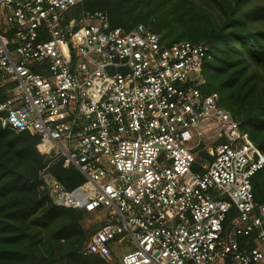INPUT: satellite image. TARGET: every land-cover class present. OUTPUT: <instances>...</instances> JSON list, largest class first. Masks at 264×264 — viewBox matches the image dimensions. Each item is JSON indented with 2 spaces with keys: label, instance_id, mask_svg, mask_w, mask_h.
<instances>
[{
  "label": "built area",
  "instance_id": "2783aa9c",
  "mask_svg": "<svg viewBox=\"0 0 264 264\" xmlns=\"http://www.w3.org/2000/svg\"><path fill=\"white\" fill-rule=\"evenodd\" d=\"M84 1L0 0V123L83 176L68 188L45 175L53 203L97 215L83 253L264 264V152L205 90L210 46L77 14Z\"/></svg>",
  "mask_w": 264,
  "mask_h": 264
},
{
  "label": "trees",
  "instance_id": "16d2710c",
  "mask_svg": "<svg viewBox=\"0 0 264 264\" xmlns=\"http://www.w3.org/2000/svg\"><path fill=\"white\" fill-rule=\"evenodd\" d=\"M104 11L113 27L149 26L169 43H206L205 90L223 105L264 152V0H86L76 7ZM5 96L0 93V101ZM39 139L0 123V264H110L83 253L91 236L85 212L57 206L39 173L51 159ZM72 188L83 181L73 167L51 165ZM255 201L264 203V168L252 180Z\"/></svg>",
  "mask_w": 264,
  "mask_h": 264
},
{
  "label": "rangeland",
  "instance_id": "374dc122",
  "mask_svg": "<svg viewBox=\"0 0 264 264\" xmlns=\"http://www.w3.org/2000/svg\"><path fill=\"white\" fill-rule=\"evenodd\" d=\"M38 148L39 150L42 152V154H44L45 157L47 158H50L51 159V162L45 167L43 168L40 173H39V176H40V179L42 181V186H41V189H46L47 190V187H46V184H45V175H48V174H53L51 172V165L52 164H55L57 162H60L61 160H58V159H55L53 158L52 156H50L49 154H46L39 146L38 144ZM62 162V161H61ZM64 167V165H63ZM99 220L97 218V215L96 214H90V213H85L83 219H82V224L84 225L85 229L89 230L90 233L92 234L98 227H99ZM90 238V237H89ZM89 240V239H88ZM87 240V241H88ZM129 242V240H127V243ZM87 243V242H86ZM85 243V244H86ZM134 248V245L131 244V246L125 250L124 252L128 251V250H132ZM123 253V252H122ZM121 255L120 253H115V256H113L112 260H110V264H120V261H121Z\"/></svg>",
  "mask_w": 264,
  "mask_h": 264
}]
</instances>
